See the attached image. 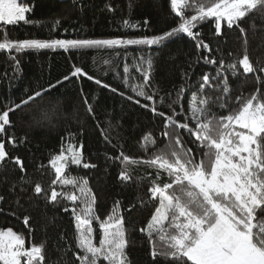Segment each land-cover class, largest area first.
Instances as JSON below:
<instances>
[{
    "label": "snow or ice",
    "instance_id": "obj_1",
    "mask_svg": "<svg viewBox=\"0 0 264 264\" xmlns=\"http://www.w3.org/2000/svg\"><path fill=\"white\" fill-rule=\"evenodd\" d=\"M78 2L80 0H73L74 4ZM106 8L113 10L111 5H106ZM32 10L28 0H0V29H3L0 50H14L15 53L29 50L79 52L89 49L107 52L124 61L122 83L134 95L119 92L73 64L71 71L55 84L32 92L26 90L19 102L5 103L0 113V165L11 162L21 173L25 172L23 160L7 151L9 146L15 148L27 139L22 137L18 141L14 133L8 134V129L14 127L11 116L33 104L36 107L28 113L31 124L51 123L57 115V106L39 105L37 100L54 94L58 87L71 83L74 78L77 81L86 78L139 105L161 122L162 146L158 147V140L152 133L143 136L142 147L149 153L147 157L136 159L123 151L109 157L119 161L125 169L118 174L122 183L133 180L127 170L130 164H143L154 170L148 173V198L142 201L143 204H151L154 211L146 226L139 229L149 244L151 264H264V61H253L245 50L242 58L227 62L217 47L218 59L200 30L205 23H209L213 39L222 37L225 28L238 29L242 36H246L242 22L254 13L264 16V0H170V13H174L175 25L154 29L150 36L9 39L7 31L10 27L35 23L29 18ZM121 24L125 28L140 26L130 18L123 19ZM58 25L59 20L54 27ZM143 26L150 28V19L144 18ZM184 37L194 43L197 53H206L200 55L195 63L199 65L202 62L213 72H204L199 77L197 91L189 97L187 109L181 101L192 84L189 71L182 72L184 82L176 89L175 97L167 104L168 111L165 112L162 110L164 97H160L161 107H157L159 89L153 85V57L169 42ZM130 46L139 49V54L130 56ZM12 60L15 72L19 73V60L15 56ZM104 63L114 72L119 67L118 64L113 66L111 60ZM130 63L142 82L130 84V80L136 79L130 73ZM189 69L194 73L191 65ZM116 74L119 76L118 72ZM229 76L233 79L254 77L255 90L247 97L235 96L238 107L226 115H217L213 107L226 110L233 99ZM207 89H211L215 96L199 95ZM80 94L92 114L93 107L84 96L82 85ZM73 135L69 134L70 137ZM82 148V144L77 150L69 147L71 165L94 169L96 165L84 162ZM196 153H200L199 158ZM49 164L56 177L51 182L50 193L38 182L33 192L49 205L60 206L64 201L70 203L71 207L66 205L62 210L70 212L75 222V247L79 251L74 252L73 264H131L126 251L131 241L126 219L121 214L120 201L117 200L110 213L101 218L95 214L97 198L89 186V179L67 176L69 157L61 151L51 158ZM165 178L166 182L161 183ZM23 184L31 185L32 181L22 175L19 185L22 192L26 191ZM69 186L74 191L64 190ZM17 187L13 184L9 193L15 194ZM5 200L6 197L0 195V203ZM14 203L22 207L19 197ZM3 211L0 207V212ZM12 214L16 213L13 211ZM94 221L99 227L98 244L94 242L97 235ZM29 223L30 217L25 215L23 224L26 228ZM44 247V243L26 246L23 232L18 233L12 228L0 229V264H44ZM68 251L72 248L69 247Z\"/></svg>",
    "mask_w": 264,
    "mask_h": 264
},
{
    "label": "trees",
    "instance_id": "obj_2",
    "mask_svg": "<svg viewBox=\"0 0 264 264\" xmlns=\"http://www.w3.org/2000/svg\"><path fill=\"white\" fill-rule=\"evenodd\" d=\"M28 0L32 5L29 18L34 24L18 25L10 27L7 31L9 39L19 40L28 38L53 39V38H112V37H139L152 35L154 29H163L174 26V13H170V0ZM106 5H111L113 10H108ZM82 9V10H81ZM129 13L131 15L129 16ZM132 19L139 24L136 28L122 26L123 19ZM151 21V27L143 26V19ZM59 20V25L55 22ZM246 30V36H242L238 29H224L223 36L212 38L211 24L205 23L201 27L203 38L213 48V55L219 59L216 48L223 53V59L227 62L242 58L247 50L253 61H264V16L254 13L246 17L241 25ZM3 29H0V42H2ZM143 47V46H142ZM145 51H148L145 49ZM128 52L138 55L139 49L130 46ZM231 53V55H230ZM197 53L194 43L188 38H178L168 43L161 52L154 55L152 69L153 85L159 89L156 96L157 107L160 108V97H164L165 103L162 110L167 112V104L175 97V91L184 82L182 72L189 71L192 87L185 93L181 103L188 108L189 97L196 93V85L199 77L204 72H213L210 66L202 62L197 65L195 61L200 55ZM15 56L20 62V72H15ZM105 60H111L112 65H119L116 71H112ZM123 60L116 59L107 52L96 50H81L79 52H64L63 50H41L15 53L14 50H0V113L4 110L6 102H19L25 95V91H36L47 88L49 84H55L61 77L71 71L73 64L80 66L95 78L112 85L119 92L126 95H134L130 88L122 83ZM189 65L195 69L194 73ZM119 73L117 76L116 73ZM130 73L135 76L131 83L142 82V79L131 68ZM214 74V73H213ZM252 77V74H249ZM254 77L246 79L241 76L233 79L229 76L232 86V101L229 108L220 110L213 107L217 115H226L228 111L237 108L235 96H249L254 90ZM83 86L84 96L88 98L93 107L90 114L85 105L84 98L80 94ZM172 95L169 96L168 94ZM203 96H215L211 89H207ZM141 103H145L142 98ZM61 105L63 117L55 130H37L32 127L29 119V111L36 107L30 104L22 112L13 114L11 120L14 127L8 129V134L14 133L19 141L26 137V141L18 143L17 147L9 146L7 151L11 156H19L24 162L25 172L11 162L0 165V195L6 200L0 203L4 209L0 212V229L12 228L14 231L23 232L26 237V246L44 243V264H73L75 247V222L70 212H64V206L71 207L64 201L60 206L49 205L42 197L34 195L35 183L50 193L52 180L55 179L54 170L49 161L59 155L61 151L69 157V166L66 174L69 178H88L89 186L97 198L96 215L101 218L110 213L115 202L120 201L121 214L126 219V227L129 230L130 245L126 249L131 264H151L148 255L149 244L146 237L139 231L146 226L154 208L151 204H143L147 200V187L150 186L148 173L153 169L143 164H130L127 170L133 176V180L122 183L118 180L120 171L125 170L119 161H113L109 157L117 156L121 151L139 159L147 157L142 147L143 136L152 133L158 140V147L163 145L160 138L161 122L159 118L152 116L150 112L139 105L129 101L119 94L112 93L95 85L86 78L58 87L54 94L45 95L37 100V104L45 105L48 102ZM69 134H74L69 136ZM84 162L94 164L96 167L83 169L71 165L68 151L80 149ZM191 146V145H189ZM199 158L200 153H196ZM30 178L32 184H23L26 191H20L21 176ZM166 182L165 180L160 181ZM16 184L15 194L9 193V188ZM57 190L60 188L57 185ZM65 191H74L70 186ZM19 197L22 207H17L14 201ZM31 197V199H30ZM79 209V206H77ZM16 214L13 215L12 212ZM30 217L29 226L23 224V217ZM96 229V243L99 242V227L94 221ZM31 229V235H29ZM71 247L72 251H68Z\"/></svg>",
    "mask_w": 264,
    "mask_h": 264
},
{
    "label": "clouds",
    "instance_id": "obj_3",
    "mask_svg": "<svg viewBox=\"0 0 264 264\" xmlns=\"http://www.w3.org/2000/svg\"><path fill=\"white\" fill-rule=\"evenodd\" d=\"M55 105L53 104L51 101L48 102L47 104H45V106H52ZM56 117L53 118L51 123L45 122L43 125L40 126H36V125H32V127H34L37 130H46V131H50V130H55L58 126H59V122L62 119L63 115V109L61 105H56Z\"/></svg>",
    "mask_w": 264,
    "mask_h": 264
},
{
    "label": "rangeland",
    "instance_id": "obj_4",
    "mask_svg": "<svg viewBox=\"0 0 264 264\" xmlns=\"http://www.w3.org/2000/svg\"><path fill=\"white\" fill-rule=\"evenodd\" d=\"M94 242L96 243V239L94 240Z\"/></svg>",
    "mask_w": 264,
    "mask_h": 264
}]
</instances>
